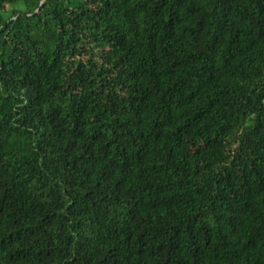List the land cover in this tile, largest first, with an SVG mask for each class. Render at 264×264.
<instances>
[{
  "label": "trees",
  "instance_id": "obj_1",
  "mask_svg": "<svg viewBox=\"0 0 264 264\" xmlns=\"http://www.w3.org/2000/svg\"><path fill=\"white\" fill-rule=\"evenodd\" d=\"M0 264H264V0H0Z\"/></svg>",
  "mask_w": 264,
  "mask_h": 264
}]
</instances>
